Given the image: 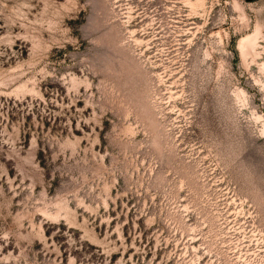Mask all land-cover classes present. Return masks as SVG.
<instances>
[{"label": "rangeland", "instance_id": "rangeland-1", "mask_svg": "<svg viewBox=\"0 0 264 264\" xmlns=\"http://www.w3.org/2000/svg\"><path fill=\"white\" fill-rule=\"evenodd\" d=\"M0 264H264V0H0Z\"/></svg>", "mask_w": 264, "mask_h": 264}]
</instances>
